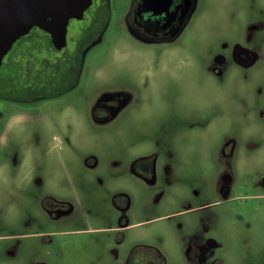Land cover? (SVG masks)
I'll list each match as a JSON object with an SVG mask.
<instances>
[{"label":"flooded vegetation","instance_id":"obj_1","mask_svg":"<svg viewBox=\"0 0 264 264\" xmlns=\"http://www.w3.org/2000/svg\"><path fill=\"white\" fill-rule=\"evenodd\" d=\"M113 2L92 0L81 17H71L66 26V44L61 48L52 33L39 26L17 39L0 67V99L34 104L75 90L81 85L88 56L99 54L94 52L96 48L104 46L116 31L119 40L127 36L145 50L147 67L160 66L164 52L171 49L176 57L181 47L213 41L214 26L208 19L211 0H130L123 21L111 26ZM252 2L250 17L231 27L241 32L218 37V41L233 42L229 44L231 50L199 55L205 78L221 88L229 74L238 72V68L249 70L260 59L258 44L264 38V11L260 15L259 0ZM228 24L224 29L230 27ZM145 71L141 83L134 77L103 90L91 105V121L107 126L116 121L123 124L125 120L127 130L133 112L145 108L153 112V92L159 87ZM258 90L248 89L246 96L253 99V105L256 102V111H261L264 102L260 101ZM263 113L264 110V116ZM14 121V117L0 111V202H12L18 210L10 215L0 207V264H58L59 252L55 253L54 246L59 240L55 237L67 239L81 231L85 235L78 248L92 264H264V230L232 229L230 235L226 228L228 213L213 210L217 204L231 200L241 168L238 163L249 156L238 152L240 141L235 137L223 139L215 164L207 167L197 165L202 160L195 156L180 159V148L165 144V137L180 135L176 130L166 132L159 123L151 124V132L143 137L149 146L125 149L111 160L112 171L108 170L112 182L120 178L135 180L142 187L141 194L135 196L139 193L118 189L95 218L86 219L80 214L86 210L82 197L71 198L66 190H48V182L36 176L32 160L36 149L33 144L22 149L18 140H11ZM129 132L137 136L133 129ZM81 160L87 168L101 169L98 155L82 156ZM105 177L100 176L99 186H95L98 192L109 191L112 186ZM59 184H65L66 189L71 186L76 194L86 192V183L69 180ZM211 185L220 200L212 201L206 195V188ZM251 185L256 190L251 197L264 196V177ZM136 197L140 198L139 211L133 213L139 203ZM169 198L174 199L177 209L151 216ZM21 201L28 203L20 207ZM236 217L244 220L239 213ZM163 219L173 226L170 245H166L164 229L157 236L140 230L132 232ZM79 226L88 227L82 230Z\"/></svg>","mask_w":264,"mask_h":264},{"label":"rangeland","instance_id":"obj_2","mask_svg":"<svg viewBox=\"0 0 264 264\" xmlns=\"http://www.w3.org/2000/svg\"><path fill=\"white\" fill-rule=\"evenodd\" d=\"M129 1L114 0L111 26L123 21L125 6ZM263 2L264 0H259L258 3L260 15L264 11ZM210 4L208 19L214 26L213 41L181 47L176 57L173 56L174 49L164 52L160 66L147 67L145 50L127 36L119 40L116 31L111 40L94 51L105 53L104 56L96 53L88 56L81 85L75 90L60 98L34 104H16L0 99V111L15 119V130L11 136L14 138L11 140H18L22 149H27L30 144L36 149V156L32 157L36 176L48 182V190H66L71 198L76 195L82 197L80 201L86 210L84 214H80L86 219L95 218L97 211L106 206L118 189L141 192L142 187L135 180L120 178L112 182V175L108 170L112 171L111 160L113 162L125 149L131 146L136 149L147 148L149 143L143 137L151 132V124L159 123L166 132L176 130L180 134L165 137V144L179 147L180 159L190 160L193 156L201 159L202 162L197 165H214L225 137H235L240 141L238 152L250 157L242 155L244 157L238 163L241 168L237 175L238 181L232 189L231 200L217 204L213 210L228 213L226 228L230 235L233 234L232 229L264 230V196H250L256 193L251 188V182L264 177V109L256 111V102L253 105V99L246 96L248 89H259L262 97L260 101L264 102V38L259 41L261 43L258 44V51L261 56L254 67L249 70L238 68V72L229 74L223 88L206 79L200 69V53L230 51L229 44L233 42L229 39L218 41V37L225 33H240V29L231 27H237L238 23L250 17L253 2L211 0ZM226 23H229L228 29H224ZM263 35L261 28V36ZM149 69H154V72L151 73ZM145 70H148L150 81L159 87L153 92V112L147 108L133 112L127 130L125 120L123 124L116 121L107 126H99L91 121V105L103 90H109L115 83L134 77L141 83L142 76L146 74ZM247 76L249 77L246 78ZM211 115L212 120L208 119ZM250 115L255 118L248 119ZM130 129H133L136 137L129 132ZM89 154L100 157L101 169L98 167L94 170L83 165L82 156L85 158ZM203 159L206 161L203 162ZM100 176L107 178L109 183L111 181L109 191L103 192L101 188L102 191L98 192L95 188L99 186ZM69 180L86 183V192L76 194L71 186L66 189L65 184H59ZM206 195L212 201L221 199L213 185L206 188ZM138 199L139 203L133 213L139 211L140 198L136 197ZM27 203L28 201H21L20 207ZM0 207L10 215L18 212L17 206L12 202L1 201ZM175 209L177 205L174 199L169 198L162 206L153 210L151 216L173 212ZM238 213L244 220L236 217ZM164 220H155L144 227L134 228L132 232L140 230L143 234L157 236L164 229L167 235L166 245H170L173 226ZM79 227L83 230L88 226ZM81 232H75L67 239L62 236L55 237L59 240L54 246L55 253L59 252V257L56 256L58 264H74L73 261L75 264H92V260L83 255L82 248H78L80 238L85 235Z\"/></svg>","mask_w":264,"mask_h":264},{"label":"water","instance_id":"obj_3","mask_svg":"<svg viewBox=\"0 0 264 264\" xmlns=\"http://www.w3.org/2000/svg\"><path fill=\"white\" fill-rule=\"evenodd\" d=\"M92 0H0V67L14 42L34 26L52 33L58 47L66 44L71 17H81Z\"/></svg>","mask_w":264,"mask_h":264}]
</instances>
